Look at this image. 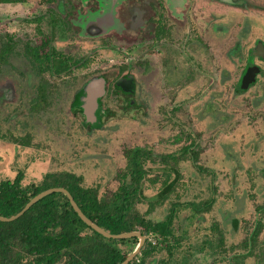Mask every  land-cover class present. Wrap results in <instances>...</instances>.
<instances>
[{
	"label": "rangeland",
	"instance_id": "374dc122",
	"mask_svg": "<svg viewBox=\"0 0 264 264\" xmlns=\"http://www.w3.org/2000/svg\"><path fill=\"white\" fill-rule=\"evenodd\" d=\"M84 1L88 0H76V7L80 8ZM97 1L102 3V14H107L115 0ZM221 12L226 17L243 14L244 10L224 7ZM50 14L49 5L40 0L0 4V47L6 41L17 43L9 63L0 60V179H13L17 171L23 170L25 184L39 183L48 171L71 170L83 175L85 185L99 184L101 194H109L118 186L116 174L125 165L127 148L142 144L157 153H166L195 138L204 170H197L192 162L182 164L183 181L178 196L174 194L149 217L163 219L174 201H203L214 195L212 210L202 219L190 220V230L197 234L192 240L195 244L202 242L206 233H211L210 226L217 222L225 236V247L217 248V262L210 253L198 251L185 264H221L218 256L232 253L249 236L258 218L264 222V212L258 208L264 206V76L249 92L235 94L234 83L244 60L225 56L234 41L227 34L221 40L230 44L222 42L221 57L206 59L203 72L190 73L183 89L177 84L172 90L156 91L148 108L126 116L110 104L118 115L110 118L104 129L89 132L81 126L83 117L70 111L73 95L91 74L108 70L118 57L110 49L101 48L98 37L71 32L61 39L57 32V48L67 49L78 58L88 56L90 62L69 75L51 78L50 105L35 112L32 99L38 77L22 54L26 41L37 44L41 36L51 33ZM76 16L75 10L72 17ZM208 66L219 71L213 73ZM169 98L173 100L168 101ZM180 102L183 105L179 110H171ZM208 102L213 111L207 109ZM177 135L183 138L180 143H173ZM13 136H29L30 144L13 142ZM159 186L157 183L149 188V194H155ZM139 208L144 212L147 205L140 204ZM188 214L189 210L181 213ZM234 219L238 220L237 230ZM260 239L264 240V230ZM255 263V257L248 259V264Z\"/></svg>",
	"mask_w": 264,
	"mask_h": 264
},
{
	"label": "flooded vegetation",
	"instance_id": "af4514ba",
	"mask_svg": "<svg viewBox=\"0 0 264 264\" xmlns=\"http://www.w3.org/2000/svg\"><path fill=\"white\" fill-rule=\"evenodd\" d=\"M40 1L50 7L52 31L50 34L41 36L37 44L26 41L22 54L24 62L38 77L32 99L33 110L39 93L43 89L49 92L48 104L44 103L39 110L35 108V112L43 111L50 105L53 90L51 78L69 75L75 68L87 67L90 62L88 56L78 58L67 49L57 48L54 45L57 32L61 39L71 32H76V36L98 37L101 39V41L98 39L101 48L110 49L118 57L115 64H111L108 70L95 71L91 74L73 95L70 111L83 117L81 126L89 132L104 129L107 121L118 115L110 104L117 106L121 115L126 116L132 111L142 112L148 108L151 101L149 99L156 91L172 90L177 84L183 89L190 73L203 72L206 59L213 60L221 57L219 49L222 42H226L221 38L227 34H230L234 41L226 49L225 56L229 59L244 60L239 77L234 83L235 94L243 95L249 92L259 84L264 76V0H115L107 14H102L104 13L102 3L97 0L84 1L81 3L82 8L76 7V0ZM16 3L26 4L28 0L1 4ZM224 7L241 9L244 13L223 17L221 10ZM75 10L77 16L73 18ZM93 13L98 16L90 17ZM39 18H42V15ZM111 42L117 43V46L111 45ZM27 43L32 47H40L39 55L43 59L42 63L28 55ZM229 44L230 41L226 46ZM14 50L7 53L6 62L0 57L2 63H9ZM53 51H56L58 55H53V58H49L47 62L45 55ZM208 68L213 73L219 71L217 68L211 69L209 66ZM97 77L103 78V93L98 98L100 105L95 111L99 116V121L92 123L89 121L86 109L83 107L84 102L80 97L87 82ZM180 78L183 79L179 81ZM172 100L173 98L168 99V101ZM209 102L206 104L207 109L213 111ZM182 105L183 102L172 105L171 110H179ZM182 138V135H177L172 142L180 143ZM11 140L24 145L30 144L29 136L21 138L13 136ZM22 141L27 143H22ZM124 156L125 165L116 174L118 186L109 194H101L99 184L85 185L83 175L71 170L48 171L40 182L47 174L69 172L81 179L83 187L93 188L97 190L99 197L108 198L120 188L122 177L128 173L134 160L133 164L141 168L144 175L139 180L141 186L139 194L142 197L136 199L135 207L138 213L152 225L164 223L168 226L166 233L163 234L153 228L137 225L132 231L139 232L145 240L141 250L129 264H185L191 260L194 253L202 251L201 247L209 236L214 237V234L218 233L213 230L214 225L223 234L219 223L215 222L210 226L211 233H206V238L202 242L195 244L194 238L192 240V237L197 234L191 232L190 220L202 219L205 213L212 210L216 203L214 195L203 201H174L163 219L153 220L149 217L174 194L178 196L177 190L183 181L182 164L192 162L197 170H204L200 164L201 149L195 138H191L189 143L178 150L166 153H157L153 147L148 145H134L125 150ZM261 170L264 173V167ZM19 173L24 175L23 182L25 178L23 170L17 171L13 179ZM162 176L164 178H161ZM130 177L131 173L127 177L129 182H131ZM157 183H160L157 192L153 195L149 194V188L156 186ZM168 186H170L168 197L163 203L158 202L162 188ZM213 198L215 200L213 206L206 211V201ZM140 204L147 205L144 212L140 210ZM258 208L259 211L264 212L263 205ZM185 210H189L190 214L182 216L181 213ZM259 219L261 218L255 221L254 227ZM233 223L237 230L238 220L234 219ZM263 230L264 222L262 232ZM260 236V244H263L264 240L260 239ZM123 240L126 241L123 242L122 247L130 250L128 255L141 241L138 236ZM240 244L235 247L236 249L234 248L233 254L241 249ZM159 253L160 256H158Z\"/></svg>",
	"mask_w": 264,
	"mask_h": 264
},
{
	"label": "trees",
	"instance_id": "16d2710c",
	"mask_svg": "<svg viewBox=\"0 0 264 264\" xmlns=\"http://www.w3.org/2000/svg\"><path fill=\"white\" fill-rule=\"evenodd\" d=\"M25 0H0L1 3ZM16 42H4L0 57L6 62L7 53L16 48ZM30 57L42 63L40 47L26 44ZM56 51L45 55L48 62ZM48 90L43 89L34 104V110L47 103ZM22 143H27L23 142ZM122 177V185L108 198L99 197L97 190L81 185V179L69 172L47 174L38 184H23V173L11 180L0 179V214L12 216L18 213L31 198L52 187H65L74 196L82 211L94 222L113 234L129 232L137 225H144L166 233L167 224H151L136 209L137 197L141 198L139 180L143 170L133 164ZM131 173V182L127 180ZM170 186L162 188L158 202L168 197ZM215 200L206 201L209 210ZM263 221L259 219L249 238L240 244V250L223 254L221 264H246L255 257L257 264H264V242L260 244ZM217 234L209 236L201 250L210 253L217 262V248L223 247L225 237L216 225ZM123 239H109L88 226L72 207L64 193H53L34 204L27 212L11 222L0 221V264H120L130 252L122 247ZM132 249V248H131ZM223 252H228L222 248Z\"/></svg>",
	"mask_w": 264,
	"mask_h": 264
},
{
	"label": "water",
	"instance_id": "95a60500",
	"mask_svg": "<svg viewBox=\"0 0 264 264\" xmlns=\"http://www.w3.org/2000/svg\"><path fill=\"white\" fill-rule=\"evenodd\" d=\"M103 78L97 77L95 79H92L87 82V84L84 87V91L82 93V96L80 99L83 100L84 104L83 107L86 109V113L88 115L89 121L92 123L99 121V116L95 113V111L98 109L100 102L98 101V98L103 93ZM64 193L67 195L72 207L77 212L79 217L91 228H93L95 231L100 233L106 238L109 239H125V238H131V237H140L141 241L136 246V248L127 256V258L122 261L120 264H129L133 258L139 253L141 250V247L143 246L145 237L142 236L139 232L131 231V232H123L118 234H113L110 231L106 230L105 228L99 226L96 222H94L92 219H90L80 208L78 203L76 202L73 195L70 193V191L64 187H52L48 188L46 190H43L42 192L35 195L33 198L29 200V202L23 207L22 210H20L18 213L12 215V216H3L0 214V221L4 222H11L19 217H21L25 212H27L34 204L42 200L48 195H51L53 193Z\"/></svg>",
	"mask_w": 264,
	"mask_h": 264
}]
</instances>
